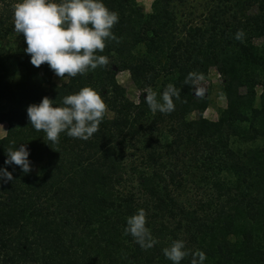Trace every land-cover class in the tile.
<instances>
[{
	"label": "trees",
	"instance_id": "16d2710c",
	"mask_svg": "<svg viewBox=\"0 0 264 264\" xmlns=\"http://www.w3.org/2000/svg\"><path fill=\"white\" fill-rule=\"evenodd\" d=\"M183 1L154 0L145 13L135 0H102L119 15V41L96 53L108 63L57 84L13 30L20 0H0V168L13 176L0 181V264H172L162 249L174 240L190 253L180 264L197 251L203 264H264V0H202L181 13ZM211 69L226 100L216 121L204 118L199 83ZM122 72L137 103L117 82ZM169 85L174 111L153 113L146 89L159 100ZM84 87L106 104L91 138L62 132L51 143L30 125L29 105L61 106ZM21 144L36 173L5 165ZM139 209L151 248L124 232Z\"/></svg>",
	"mask_w": 264,
	"mask_h": 264
},
{
	"label": "clouds",
	"instance_id": "9594fccd",
	"mask_svg": "<svg viewBox=\"0 0 264 264\" xmlns=\"http://www.w3.org/2000/svg\"><path fill=\"white\" fill-rule=\"evenodd\" d=\"M118 21V13L110 11L102 0H20L13 10V30L17 35L23 34L27 45L24 52L30 56L31 65L38 68L47 63L61 79L84 75L108 63L107 57L96 53L104 50L106 40L119 41L111 31ZM243 35V31L238 30L235 38L239 40ZM173 97L179 98L173 85L160 94L159 100L157 93L148 88L144 102L153 113H170L175 108ZM105 112L101 94L90 87L64 96L61 106H54L53 100L43 97L39 104L26 109L30 125L43 131L51 143H57L62 132L72 138L88 140L98 131ZM29 154L25 144H21L9 150L4 163L17 165L27 174L31 171ZM12 180V173L0 168V181ZM124 232L141 248H151L156 243L146 227L143 209L127 218ZM162 251L172 264H180L190 254L183 240H174ZM192 256L191 264H203L207 258L203 251Z\"/></svg>",
	"mask_w": 264,
	"mask_h": 264
},
{
	"label": "rangeland",
	"instance_id": "374dc122",
	"mask_svg": "<svg viewBox=\"0 0 264 264\" xmlns=\"http://www.w3.org/2000/svg\"><path fill=\"white\" fill-rule=\"evenodd\" d=\"M140 5L145 13L151 12V6L154 0H135ZM184 5H179L178 10L181 13H186L189 10L188 6L197 7L202 0H184ZM54 81L57 84L64 82L63 79L54 76ZM117 82L125 89L127 97L134 103L138 102L140 93L134 88L128 72H122L117 75ZM201 84V91L204 93L208 100V108L204 113V118L210 121H216L219 111L226 108V100L222 94L221 84L217 73L211 69L206 79H202L199 82ZM260 93V89H257V94ZM195 114L191 115V119H195ZM7 125H0V139L6 134ZM39 167L37 165L32 166L31 171L36 173Z\"/></svg>",
	"mask_w": 264,
	"mask_h": 264
}]
</instances>
